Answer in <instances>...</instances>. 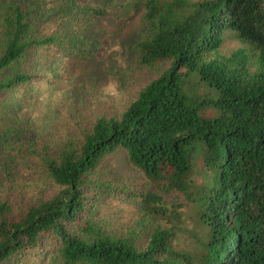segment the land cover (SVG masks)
<instances>
[{"label": "trees", "instance_id": "1", "mask_svg": "<svg viewBox=\"0 0 264 264\" xmlns=\"http://www.w3.org/2000/svg\"><path fill=\"white\" fill-rule=\"evenodd\" d=\"M139 12L132 48L156 76L77 139L34 145L21 98L41 56L88 54L77 27ZM18 143L41 174L23 209L0 201V264H264V0H0V157ZM117 151L147 190L105 179ZM111 191L142 227L109 225Z\"/></svg>", "mask_w": 264, "mask_h": 264}, {"label": "rangeland", "instance_id": "2", "mask_svg": "<svg viewBox=\"0 0 264 264\" xmlns=\"http://www.w3.org/2000/svg\"><path fill=\"white\" fill-rule=\"evenodd\" d=\"M140 28L141 12L123 24L110 18L97 19L77 27L85 36L83 41H90L88 54L70 50L64 56L57 52L41 56V63L47 66L42 74L47 77L34 78L35 89L21 98L26 114L19 126L31 131L36 138L34 145L55 146L77 139L79 129L96 117L120 114L137 91L156 76L154 70L136 63L132 47ZM237 45L228 40L223 49L230 51ZM2 154L6 159L0 157V201L23 209L34 198L30 184L40 179L37 156H29L26 145L19 143L8 145ZM104 164L108 167L104 177L109 182L123 187L129 184L137 191L149 188L141 175L126 166L123 151L113 153ZM106 193L98 209L108 216L112 228L132 230L140 226L141 214L135 203L115 191Z\"/></svg>", "mask_w": 264, "mask_h": 264}]
</instances>
